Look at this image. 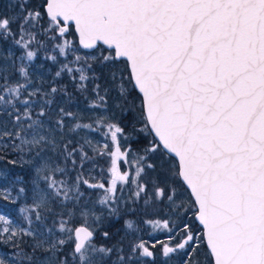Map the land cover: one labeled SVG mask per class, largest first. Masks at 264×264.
I'll return each mask as SVG.
<instances>
[{"label": "snow or ice", "instance_id": "6c2138e0", "mask_svg": "<svg viewBox=\"0 0 264 264\" xmlns=\"http://www.w3.org/2000/svg\"><path fill=\"white\" fill-rule=\"evenodd\" d=\"M17 6L0 14V39L21 49L15 59L8 53L19 79L9 83L0 75V109L15 127L0 131V140L34 153L36 176L31 189L18 190L31 199L19 209L22 220L0 213V264H109L113 255L111 264H145L142 258L155 260L157 244L165 258L179 254L180 264H201L202 247L205 264H264V0H40L39 6L17 0ZM41 50L59 66L55 78L66 75L76 92L91 97V122L59 107L55 128L104 129L102 145L87 137L61 143L63 134L57 141L45 128V106L57 94L71 95L55 78L47 92L33 84L26 62ZM38 96L43 101L33 115ZM97 157L105 158L106 182H92ZM125 184L135 186L133 203L170 209L168 219L143 221L165 230L166 241L125 244L128 231L137 230L125 220L124 235L102 232L105 240L119 236L111 245L95 243L103 217L81 203L82 187L102 192L97 203L119 217L128 201L116 193ZM0 197L16 202L8 187H0ZM50 216L62 236L45 223ZM25 238L33 241L27 248Z\"/></svg>", "mask_w": 264, "mask_h": 264}, {"label": "rangeland", "instance_id": "374dc122", "mask_svg": "<svg viewBox=\"0 0 264 264\" xmlns=\"http://www.w3.org/2000/svg\"><path fill=\"white\" fill-rule=\"evenodd\" d=\"M19 8L17 6V0H2L0 3V14H6L11 15L15 12H18ZM15 26H13L14 29ZM86 51V50H82ZM12 53V58L15 59L16 57H19L21 55V49H19L16 45L12 43L11 38L8 40H2L0 39V75H7L9 77V83H15L17 79H19L18 73L13 71V67L11 64V59L8 58V53ZM29 66L30 71V78L33 81V84L36 87H40L43 92L49 91L50 85H52V78H50L51 75V67L50 65H47L45 53L44 51H40L36 58L33 59L31 62H26ZM20 64L19 60H16V66L18 67ZM58 65L56 67V71L58 70ZM21 82H23L21 80ZM3 83V80L0 79V84ZM31 88V86H29ZM25 96L27 93L24 94ZM34 99L37 100V104L33 105L32 111L33 115L35 113L39 112L40 107L39 104L42 103L43 97L38 96ZM54 103L50 106H45L46 109L49 112L48 117H44L42 119L45 120V128L46 129H52V134L55 135L57 141H60V137L63 134L64 140L60 141L61 143L66 142L68 139H71L73 141H80L81 137H87L88 139H91L94 144L99 142L100 145H102L105 142V138L101 134L104 129L101 131H91L88 129H78L75 132H69L68 127H66L63 130V133L60 132V130H57L55 128V120L57 118L56 113L58 112L59 107H65L67 110L73 111L78 113L79 115L83 116L84 119L80 121L81 123H89L91 122L89 117L93 115L92 111L88 108L89 101H80L76 100L74 98H69L68 96H64L62 93L57 94L55 97H53ZM111 104V101L109 102ZM17 107L20 108L21 111H23L24 106L23 105H17ZM8 111H11V107L8 108ZM99 111V110H97ZM119 113L118 110H116V117L118 119ZM50 117V119H49ZM71 123L66 120V124L70 127ZM7 128L9 131H14V123H13V117L5 114V112L0 109V131ZM47 134V133H46ZM30 138V137H29ZM5 140H0V172L4 173L5 176L8 177V182H5L2 177H0V187H8L11 190L12 197L16 198V202H18V205L13 206L10 201L11 200H4L2 197H0V213L2 214H10V218L15 219L17 221L22 220V215L19 211L21 207L27 206L31 204V199L28 195L21 194L18 196V190L20 187H25L21 184V182L17 179L18 177L15 176L11 172V168L14 164L10 163V161H16L18 164H23L30 166L32 168V181L36 176L35 173V166L33 163V154H29L27 152L21 153L13 151L11 142H6ZM57 152L49 149L47 151V155L51 156L53 160H57ZM90 155H92L91 152H89ZM97 167L95 171L92 173L93 176H95V180L92 182H106L107 180V164L105 162L104 157H97ZM61 166L62 160H61ZM69 167H71L69 165ZM101 169H104V175L101 176ZM73 176L75 173L72 174ZM119 186V185H118ZM32 187V185H31ZM30 187V189H31ZM26 188V187H25ZM135 186L125 184L123 192H117V196H122L124 200L128 201V204L125 205L124 203H121L120 208V216L119 217H113L109 216L107 210L104 208V206L97 203L98 198L100 195H102V192L99 190L94 189H87L86 187H82V191L85 192V197L82 199L81 203H84L85 201L88 202V207L94 209L97 215H101L103 217L102 223L97 225V229L104 223H106L109 219H120L122 222V225L125 220H132L137 230L136 231H128V239H135V238H142L146 241H148L150 244L155 243L156 241H166L168 233L163 230L162 228H153L151 225L143 223L144 220L147 219H159L163 221L164 219H168L171 215L170 209L164 205L160 204L157 207L153 208L149 206L148 213L153 216L158 217H152V218H143L141 216L136 215L135 213L129 214L128 216L123 217V213H129L133 208H135V203L132 202L133 197L131 195V192L134 191ZM138 205V204H137ZM45 223L49 227H53L54 232H56V237L62 236L57 231L58 224H53V218L50 216ZM26 226V225H22ZM123 232L125 230L123 229ZM33 241L28 239L27 243L30 245ZM95 243L99 246L103 244L102 242H98L95 240ZM27 248V246H25ZM3 249V246H0V250ZM8 250L11 251V246H8ZM156 257L155 260H152L151 258H142L145 261V264H180V256L179 254H174L171 256V258H165L162 255H160V245L157 244L156 246ZM37 256L43 257L46 256V253L43 252H37ZM198 257L201 259L200 262H203L205 264V256L201 255ZM116 259V256L113 255L110 258L109 264H111V261H114Z\"/></svg>", "mask_w": 264, "mask_h": 264}, {"label": "trees", "instance_id": "16d2710c", "mask_svg": "<svg viewBox=\"0 0 264 264\" xmlns=\"http://www.w3.org/2000/svg\"><path fill=\"white\" fill-rule=\"evenodd\" d=\"M14 30H15V27H14ZM40 38L42 39V37H40ZM41 51L43 52V50H41ZM69 58H71V57H69ZM61 59H63V58H61ZM46 63H47V65H50V67H51L50 78H52L51 82L53 84V81H54V78H55V72H56L57 64H55L54 62H52L50 60H47V59H46ZM55 86L58 87V88L66 86L68 92L71 95V97L76 99V100L87 102V101H89L91 99V97H88L86 99L84 95H81L79 92H76L75 89H74L73 83L70 81V79L66 75H62L59 78H55ZM118 113H119L118 119H121V113L119 112V110H118ZM130 119H131L130 115L126 116L123 119V122H127V120H130ZM135 139L136 138H134L132 141H130V143L132 144L133 149H136L137 147H139V145L135 142ZM56 158L59 159L58 154H57ZM11 172L13 174H15L16 177L22 178V179H19L21 184L24 185L26 187V189H30V187L32 185V168L30 166L15 163L12 166V168H11ZM149 172H150V170H149ZM150 174H151V172H150ZM10 203L13 206L18 205V202L12 203L10 201ZM149 208H150L149 206H145L144 205L143 200L137 201L135 203V208L132 207V209H131V211L129 213H125L124 212L123 213V217L128 216L129 214H132V213H135L136 215L141 216L143 218L158 217V216L150 215L148 213ZM117 229H120V233H119L120 236L124 235L121 220L120 219H116L115 220V219L111 218L106 223L102 224L97 229L95 240L98 241V242H102L103 244L111 245V243H113L116 239H118L119 236L113 235L112 236V240H105L103 238V236H102V232L106 230V231H109L110 233L114 234V233H116ZM128 237L129 236H127V238L125 240V244H127ZM25 239H26V241H28V239H30V238H25ZM27 245H28V243L27 244H22V247H25ZM71 248H72V244L71 243L67 244L65 246V248H64V253L65 254L69 253ZM205 251H206V249L202 247L199 250L198 254L196 255V258L201 261V259L198 257V255L199 256L204 255ZM201 264H204V263L201 262Z\"/></svg>", "mask_w": 264, "mask_h": 264}, {"label": "flooded vegetation", "instance_id": "af4514ba", "mask_svg": "<svg viewBox=\"0 0 264 264\" xmlns=\"http://www.w3.org/2000/svg\"><path fill=\"white\" fill-rule=\"evenodd\" d=\"M2 2V0H0V3ZM33 5L39 6L40 4V0H32Z\"/></svg>", "mask_w": 264, "mask_h": 264}]
</instances>
